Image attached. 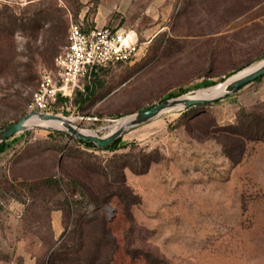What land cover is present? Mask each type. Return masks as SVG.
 Segmentation results:
<instances>
[{
  "label": "rangeland",
  "instance_id": "obj_1",
  "mask_svg": "<svg viewBox=\"0 0 264 264\" xmlns=\"http://www.w3.org/2000/svg\"><path fill=\"white\" fill-rule=\"evenodd\" d=\"M5 10L43 19L27 30L0 23V60L9 63L0 75V126L31 111L71 21L138 33L130 61L100 68L84 80L87 96L73 94L55 111L99 134L264 59V0H0V21L8 22ZM263 108L264 76L218 101L131 127L114 150L47 126L11 137L0 151V264H43L72 226L69 201L82 198L85 185L131 199L133 219L118 197L92 211L119 239L113 264H264V140L248 142L234 163L220 139L223 126Z\"/></svg>",
  "mask_w": 264,
  "mask_h": 264
},
{
  "label": "trees",
  "instance_id": "obj_2",
  "mask_svg": "<svg viewBox=\"0 0 264 264\" xmlns=\"http://www.w3.org/2000/svg\"><path fill=\"white\" fill-rule=\"evenodd\" d=\"M3 14L4 18L8 19V22L2 20L0 23L5 25H9L10 23L17 24L18 27L24 30L33 29V25L37 26V21L43 19L40 13L34 16H15L8 10H5ZM8 67L9 63L7 60L5 62L0 60V75L3 71L7 70ZM263 76L264 75L259 76L255 80H259ZM214 83L215 82L211 81L207 84ZM89 93V83H85L84 91L76 89L74 92L75 96H82L83 94L87 96ZM68 100L69 98H62L61 102L65 104ZM218 100H220V98L217 99V101ZM197 105L200 104L190 106L185 108V110L191 109ZM59 133L69 135L62 131ZM70 137L72 136L70 135ZM72 138L79 144L99 150H114L119 146L121 141L120 137L106 148H100L93 142H85L74 137ZM9 139L0 143V151L6 148ZM220 139L224 152L229 156L232 162L238 163L246 151V145L248 142L264 140V108L248 112L244 111L237 123L228 124L221 128ZM145 169L147 168L144 167L138 171L142 172ZM72 180L75 183L83 184L81 179L72 178ZM84 187V190L79 194L82 198H73L72 196L69 201V204L75 207L73 213L76 218L72 222V226L68 232L62 236L58 245L48 254V257L43 264H113L120 249L119 239L112 233L108 218L106 216L95 215L92 211L100 209L103 205L109 204L114 197H118L127 217L133 219V212L130 208L131 199L120 194V192L118 193V190H114L113 188L102 192L100 195V192L97 193L90 187ZM92 202L94 205L92 210L87 209L86 211H81L83 207H87ZM132 252L133 256L139 252L145 255L148 259L151 257V252L149 251L134 249Z\"/></svg>",
  "mask_w": 264,
  "mask_h": 264
},
{
  "label": "built area",
  "instance_id": "obj_3",
  "mask_svg": "<svg viewBox=\"0 0 264 264\" xmlns=\"http://www.w3.org/2000/svg\"><path fill=\"white\" fill-rule=\"evenodd\" d=\"M68 42L55 57L54 67L44 71L34 92L30 109L55 112L64 107L62 98H71L76 89L85 90L84 80L100 68L130 61L138 52L134 29L95 25L85 28L71 21Z\"/></svg>",
  "mask_w": 264,
  "mask_h": 264
},
{
  "label": "water",
  "instance_id": "obj_4",
  "mask_svg": "<svg viewBox=\"0 0 264 264\" xmlns=\"http://www.w3.org/2000/svg\"><path fill=\"white\" fill-rule=\"evenodd\" d=\"M262 75H264V59L259 61V64L254 68L245 72L239 71L238 73H235L225 78L224 80L212 85H220L222 87L223 91L218 95L210 97H197L186 94L162 99L161 101L153 104L150 107L125 116L127 118L123 120L118 127L105 134H99L96 131H94L93 133L83 132L79 129V126L81 125L77 122L74 123L69 118V116L61 115L55 112L33 109L24 114L19 120L0 126V143L21 132H24L29 128L47 126L49 128L67 131L79 140L85 142H93L100 148H106L107 146L118 140L125 132V130L148 122L167 110L188 108L196 104L209 103L211 101L234 93L237 89ZM33 116H37L40 121L37 123H30L29 120ZM50 120L60 121L64 127H53L43 123Z\"/></svg>",
  "mask_w": 264,
  "mask_h": 264
},
{
  "label": "bare ground",
  "instance_id": "obj_5",
  "mask_svg": "<svg viewBox=\"0 0 264 264\" xmlns=\"http://www.w3.org/2000/svg\"><path fill=\"white\" fill-rule=\"evenodd\" d=\"M259 63H257L256 65L252 66V67H249V68H246L244 70H242V72H245L247 70H250L252 68H254L255 66H257ZM223 91L222 87L220 85H215V86H211L209 87L208 89L206 90H203V91H200L197 95H192V96H197V97H210V96H215V95H218L219 93H221ZM74 123L76 122L75 121V118L73 117H69ZM127 117L125 118H122V119H119L114 125H112L111 127V130L112 129H115L116 127H118L120 125V123L125 120ZM40 120L38 119L37 116H33L29 122L30 123H37L39 122ZM44 124H50V126L54 125V126H58V127H64L63 124L60 122V121H57V120H50V121H45L43 122ZM79 129L83 132H87V133H93L94 130L92 129H89V128H85L83 127L82 125L79 126Z\"/></svg>",
  "mask_w": 264,
  "mask_h": 264
}]
</instances>
